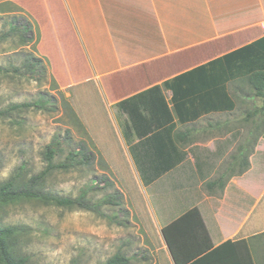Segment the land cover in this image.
<instances>
[{"label":"crops","instance_id":"0c3cea01","mask_svg":"<svg viewBox=\"0 0 264 264\" xmlns=\"http://www.w3.org/2000/svg\"><path fill=\"white\" fill-rule=\"evenodd\" d=\"M0 10L26 16L54 79L79 87L77 102L95 104L125 145L129 110L141 139L152 129L164 223L194 209L212 248L229 244L205 264H264V110L246 81L264 70V0H0Z\"/></svg>","mask_w":264,"mask_h":264},{"label":"rangeland","instance_id":"374dc122","mask_svg":"<svg viewBox=\"0 0 264 264\" xmlns=\"http://www.w3.org/2000/svg\"><path fill=\"white\" fill-rule=\"evenodd\" d=\"M38 41L26 16L0 10V111L30 105L0 115V181L16 171L45 172L50 194L83 197L94 210L25 202L9 207L1 221L26 228L20 243L31 264H105L116 255L127 264H172L161 228L173 218L164 223L155 205L166 196L154 195L165 194L167 179L154 183L156 161L136 167L108 116L77 102L79 87L60 86ZM31 58L40 61L32 75L22 66ZM253 101L262 107L260 97ZM48 146L55 150L50 166ZM145 171L151 177L143 183Z\"/></svg>","mask_w":264,"mask_h":264},{"label":"trees","instance_id":"16d2710c","mask_svg":"<svg viewBox=\"0 0 264 264\" xmlns=\"http://www.w3.org/2000/svg\"><path fill=\"white\" fill-rule=\"evenodd\" d=\"M223 58L224 57L219 58L218 60H215L216 62H213L219 63L223 61ZM31 60H33L31 64L25 61L23 62L22 66L25 69V73L32 75L36 73V67L40 63V61L34 58H31ZM222 70H224L225 75L227 71L231 73V76L235 75V69L230 64L223 65ZM238 73L239 72H237L236 75ZM188 74L179 75L171 81L181 83L184 77H186ZM246 81L248 85L251 86L255 91V95L262 99L261 108L264 110V70L255 69L247 76ZM172 92V101L174 102L176 116L180 118L178 110L179 106L181 107L182 105V99L178 98H183L182 95L185 92L183 89L179 90V96L175 94V91L172 90ZM177 102L179 104H177ZM127 104L128 102L122 103V105ZM27 106L30 105H11L9 108L0 111V115L6 117L11 111L16 110L20 107ZM126 115L129 121V125L124 139L126 142V146L128 147V154L132 162L135 163L136 167H140V169L144 170L145 161H152L151 150L154 149V146H152L153 144L151 145L152 138L150 137V135H148L149 132H151L150 130L152 129L148 128L147 130L142 131L144 136L147 137L141 139L142 137H139L138 133L139 130L135 128L134 123L136 120L134 116L139 115V113H132L129 110ZM140 117L144 121L148 119V117L145 118L141 113ZM133 133L138 138V142L135 144H130V140L132 141L131 136H133ZM163 149H165V147H163ZM80 150H82V148H80ZM54 154V148L48 146L44 153L45 160L48 162L47 166H50V164L52 163ZM77 155L79 154L74 153V156ZM156 165H158V162H156ZM147 168L151 169V166L148 165ZM23 174L20 171H16L13 175H10L4 181H0V264H31L29 256L24 253V247L20 243V238L26 233V228L14 225H6L1 221L5 211L9 207L25 202H37L45 205H54L67 209L78 207L89 211L94 210V206L86 202L85 198L83 197L70 199L65 197H57L50 194L45 189V172H41L31 176H24ZM148 177L151 176L147 171H145L144 178H141L143 183L147 182ZM161 236L172 264H205L210 259L222 260V258L224 259V257L217 256V253H219L221 249H224L223 247H229V244L224 243L218 247L212 248V245L203 228L198 213L194 209L184 212L183 214L172 220L170 223L163 226L161 228ZM127 263L128 259L116 255L109 259L105 264Z\"/></svg>","mask_w":264,"mask_h":264}]
</instances>
